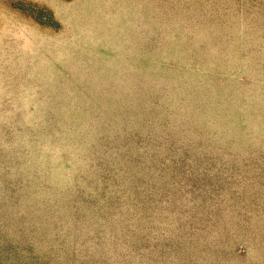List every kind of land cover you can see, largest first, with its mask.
<instances>
[{"label": "rangeland", "instance_id": "374dc122", "mask_svg": "<svg viewBox=\"0 0 264 264\" xmlns=\"http://www.w3.org/2000/svg\"><path fill=\"white\" fill-rule=\"evenodd\" d=\"M0 264H264V0H0Z\"/></svg>", "mask_w": 264, "mask_h": 264}]
</instances>
